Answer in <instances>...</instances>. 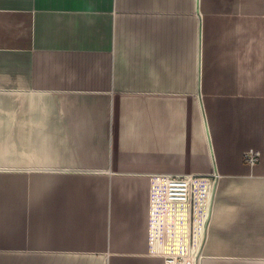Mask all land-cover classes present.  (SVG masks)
Instances as JSON below:
<instances>
[{"label":"crops","instance_id":"obj_1","mask_svg":"<svg viewBox=\"0 0 264 264\" xmlns=\"http://www.w3.org/2000/svg\"><path fill=\"white\" fill-rule=\"evenodd\" d=\"M181 258L264 264V0H0V264Z\"/></svg>","mask_w":264,"mask_h":264},{"label":"built area","instance_id":"obj_2","mask_svg":"<svg viewBox=\"0 0 264 264\" xmlns=\"http://www.w3.org/2000/svg\"><path fill=\"white\" fill-rule=\"evenodd\" d=\"M202 39V32H201ZM201 66V61L199 62ZM261 151L249 149L244 153L245 162L254 169L261 159ZM192 178L185 175H175L169 179L170 194L174 198H183L189 194L192 187ZM168 264H196L195 260L190 258H181L180 260H169Z\"/></svg>","mask_w":264,"mask_h":264}]
</instances>
